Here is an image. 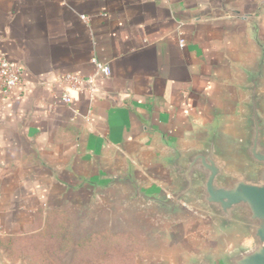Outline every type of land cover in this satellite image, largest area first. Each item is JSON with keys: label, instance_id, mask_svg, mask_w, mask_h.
<instances>
[{"label": "crops", "instance_id": "1", "mask_svg": "<svg viewBox=\"0 0 264 264\" xmlns=\"http://www.w3.org/2000/svg\"><path fill=\"white\" fill-rule=\"evenodd\" d=\"M219 1L0 0V52L26 69L16 99L0 94V234L19 232L38 211L81 214L41 174L36 152L88 172L126 150L156 151L144 120L188 135L212 105L230 102L231 61L246 49L237 23L216 15ZM93 58L110 74L97 75ZM76 73L96 76L90 91L57 83Z\"/></svg>", "mask_w": 264, "mask_h": 264}, {"label": "water", "instance_id": "2", "mask_svg": "<svg viewBox=\"0 0 264 264\" xmlns=\"http://www.w3.org/2000/svg\"><path fill=\"white\" fill-rule=\"evenodd\" d=\"M215 13L237 23L246 49L231 61L227 105H212L188 135L144 120L156 151L126 150L117 164L88 172L34 156L58 197L82 206L85 221L105 210L146 222L149 240L174 256L143 264H264V0H220ZM246 238L250 247L242 246Z\"/></svg>", "mask_w": 264, "mask_h": 264}, {"label": "rangeland", "instance_id": "3", "mask_svg": "<svg viewBox=\"0 0 264 264\" xmlns=\"http://www.w3.org/2000/svg\"><path fill=\"white\" fill-rule=\"evenodd\" d=\"M54 209L68 213L70 220ZM79 215L78 218L75 211L66 208L38 211L34 213L35 219L19 232L0 234V264H119L124 259L119 246L106 238H102L105 242L97 249L94 242L86 243L92 234L107 228L114 232L130 231L140 238L133 264H143L150 257H171L169 249L149 240L146 222L117 220L105 210L93 221H85ZM62 226L64 231H60ZM65 231L72 236L70 240ZM79 243L81 246L77 247Z\"/></svg>", "mask_w": 264, "mask_h": 264}, {"label": "built area", "instance_id": "4", "mask_svg": "<svg viewBox=\"0 0 264 264\" xmlns=\"http://www.w3.org/2000/svg\"><path fill=\"white\" fill-rule=\"evenodd\" d=\"M184 45V40L180 41ZM93 63L96 66L97 75L107 76L110 74V66L107 63H101L93 58ZM25 66L22 63L13 62L0 52V94L2 98L14 100L19 96L18 88L25 83ZM96 79L95 75L83 76L80 73L67 74L59 77L57 83L65 86L68 89L77 91L86 90L84 85L89 86V91ZM43 82H40L42 84ZM63 101L68 106H73V98L67 89L62 94Z\"/></svg>", "mask_w": 264, "mask_h": 264}, {"label": "trees", "instance_id": "5", "mask_svg": "<svg viewBox=\"0 0 264 264\" xmlns=\"http://www.w3.org/2000/svg\"><path fill=\"white\" fill-rule=\"evenodd\" d=\"M54 211H58L59 213H64L66 220H70V217L68 216V213L64 212L60 209H54ZM64 227L60 228V231H64ZM66 232V231H65ZM69 240L72 238L70 233L65 234ZM102 238H106V241H108L112 245L119 246L123 252V260L119 264H133L134 260V254L140 247V238L130 232V231H123V232H114L110 229H104L99 232H95L92 234L89 238V240L86 241V243L91 242L93 244L94 242V249H97L99 246H101L102 243L105 241H102ZM69 243V242H68ZM81 243L77 245V247L81 246ZM68 245V244H67Z\"/></svg>", "mask_w": 264, "mask_h": 264}, {"label": "clouds", "instance_id": "6", "mask_svg": "<svg viewBox=\"0 0 264 264\" xmlns=\"http://www.w3.org/2000/svg\"><path fill=\"white\" fill-rule=\"evenodd\" d=\"M253 241L251 240V238H246L243 242V247H250L252 245ZM231 247V246H230Z\"/></svg>", "mask_w": 264, "mask_h": 264}]
</instances>
